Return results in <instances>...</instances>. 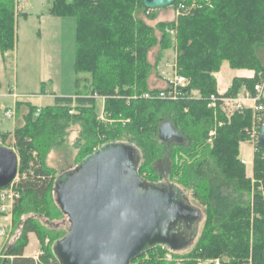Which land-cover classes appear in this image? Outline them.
Segmentation results:
<instances>
[{
	"label": "trees",
	"instance_id": "obj_1",
	"mask_svg": "<svg viewBox=\"0 0 264 264\" xmlns=\"http://www.w3.org/2000/svg\"><path fill=\"white\" fill-rule=\"evenodd\" d=\"M194 1L197 8L189 9L187 3L175 20L150 26L142 16L156 11L143 9L141 0H51L49 15L75 21L76 91L74 97L54 98L50 106L26 104L24 126L14 129L18 168L11 184L21 194L14 199V212L25 218L0 264H59L54 247L67 231L53 223L62 216L54 187L64 173L55 176L44 161L73 124L79 127V163L103 145L118 143L133 151L142 177V171L163 150H169L173 159L170 178L197 193L206 209L201 235L181 256L188 264H214L215 260L264 264V193L253 192L251 199L239 201L244 186L249 190L238 155L239 145L248 139L252 111L230 113L219 102L215 108L208 107L212 95L235 97L242 86L252 94L255 84L264 80V0H210V7ZM16 6L15 0H0L2 58L15 48ZM170 50L175 53V74L186 80L174 97L167 96L169 83L165 88L151 85ZM223 62L233 70L253 71L254 76L234 77L220 93L215 76ZM96 98L104 100V121L97 119ZM165 122L179 133L182 143L158 139V128ZM5 137L0 131V139ZM252 168L264 190V152L257 143ZM29 234L35 235L42 250L38 259L23 254ZM177 252L160 245L137 259L148 257L146 264H175ZM165 254L171 259L162 260Z\"/></svg>",
	"mask_w": 264,
	"mask_h": 264
},
{
	"label": "water",
	"instance_id": "obj_2",
	"mask_svg": "<svg viewBox=\"0 0 264 264\" xmlns=\"http://www.w3.org/2000/svg\"><path fill=\"white\" fill-rule=\"evenodd\" d=\"M175 1L141 0V4L145 10L159 11ZM158 139L166 144L183 142L168 122L159 126ZM257 145L264 152V115ZM17 168L16 154L0 146V188L12 183ZM54 193L69 225L54 247L59 264H131L160 245L180 249L176 226L189 217L177 198L181 192L174 199L164 188L148 183L136 170L134 153L127 146L103 145L61 175Z\"/></svg>",
	"mask_w": 264,
	"mask_h": 264
},
{
	"label": "rangeland",
	"instance_id": "obj_3",
	"mask_svg": "<svg viewBox=\"0 0 264 264\" xmlns=\"http://www.w3.org/2000/svg\"><path fill=\"white\" fill-rule=\"evenodd\" d=\"M50 7L51 0H25L20 3L19 13L15 19L14 51L9 53L5 58H2L0 54V127L3 130L1 132L6 133V137L3 140L0 139V146L12 150L17 158V148L15 147L13 138L14 129L24 126L25 116L29 108L21 104L18 105L15 111L13 95L18 96V98L21 97L18 101L30 103L36 107H45L54 103V97H71L76 91L74 86L75 21L73 18H61L62 22L52 27L50 18H48L51 16L49 15ZM176 8L177 4L175 7L156 11L150 17H148L150 15L148 14L142 16V18L150 26H155L160 21H173L176 19ZM47 18L48 20H46ZM166 55L168 59L167 63L170 65L172 59L171 51ZM151 61H153V58ZM162 72V66L159 64L156 74H162ZM236 76L239 78H252L254 72L249 70H233L229 68L226 62H223L219 72L215 76L218 91L224 93L230 86L231 80ZM80 77L84 78L85 76L81 75ZM153 83L157 88H165L167 85L165 80L155 76ZM87 84V82L82 83L80 90L85 89ZM243 93L251 94L250 91L242 86L238 95ZM249 104H252V102L248 103V106ZM103 106L104 100L96 98L95 110L97 113L103 109ZM6 111L12 113L15 111L16 113L13 116L15 117L16 126L12 132L9 130L12 128L14 122L13 117L6 118ZM250 111L252 110L250 109ZM230 113L227 114L228 117ZM253 121L254 115L252 113V123ZM78 131L79 127L77 124L71 125L66 130L62 141L59 144L56 143L58 145L52 146L48 151L44 162L46 166L55 170V176L72 171L80 162L82 154L79 152L80 140ZM254 145V141L249 136L248 139L239 145L238 159L245 168L247 178H249V190H246L247 185L244 186V193L239 198V201L242 203L247 199H251L253 192L264 193L262 185L253 177ZM23 154L26 155V152L24 151ZM169 154V150H163L162 154H159L153 160L151 167L142 171V177L149 182L160 181L163 184L179 186L190 204L201 211L202 220L198 226L197 233L193 237L192 245L185 251L179 252V254L177 252L180 256H177L174 261L175 264H188V259L181 258V256L186 255L193 248L201 235L206 220V209L196 197L197 193L194 195L192 191L185 189L177 183L174 178H170L173 159H171ZM166 176H168V179ZM16 194L17 197H21V194L18 192ZM14 203L15 201H13L9 214L0 215V228L7 232V237H0V259L3 257L4 249L8 245L13 244L21 230L18 224L25 218L17 217V214L14 212ZM53 223L58 224L60 230L63 232L68 230L69 225L64 215L54 219ZM251 236L252 231L250 230ZM23 254L26 257L37 259L42 254V250H40L34 234L28 235L27 245L24 248ZM160 257L158 258L160 259ZM162 260L170 259L163 256ZM146 263H148V257L137 259L132 264Z\"/></svg>",
	"mask_w": 264,
	"mask_h": 264
},
{
	"label": "built area",
	"instance_id": "obj_4",
	"mask_svg": "<svg viewBox=\"0 0 264 264\" xmlns=\"http://www.w3.org/2000/svg\"><path fill=\"white\" fill-rule=\"evenodd\" d=\"M24 1L25 0H16L17 4H20ZM200 1L204 3L205 6L208 7L211 6L210 0H200ZM187 3L189 5V9L197 8V4L195 3L194 0H179L176 8V18L184 13L185 8H187L185 4ZM168 83L170 89L168 90L167 96L174 97L177 95L178 89L185 86L186 80L184 77L174 74ZM263 91H264V80L258 83L257 85H255L254 92L250 95L248 93H243L235 97H216L212 95L209 97L208 107L215 108L216 104L219 102L224 106V108L227 111L230 110L235 112H242L245 109H251L254 115V121L252 123L251 128L247 131V135L250 137L251 140L254 141V143H257V136L264 115ZM159 96H164V94H161ZM144 97L147 98V95H144ZM13 98L17 99L18 97L16 95H13ZM251 102L252 104H249L248 106V103ZM71 113L72 111H69V114ZM5 116L7 118H11L14 116V113L6 111ZM97 119L100 121H104L103 109L97 113ZM213 134L214 133L212 132L210 136H212ZM16 198H17V194L14 191L12 184H10L7 188L2 189L0 191V215L9 214L13 206V201ZM5 236L7 237V232L4 229L0 228V237H5ZM165 257L171 259L170 254H165ZM213 263L219 264L218 260H215Z\"/></svg>",
	"mask_w": 264,
	"mask_h": 264
},
{
	"label": "flooded vegetation",
	"instance_id": "obj_5",
	"mask_svg": "<svg viewBox=\"0 0 264 264\" xmlns=\"http://www.w3.org/2000/svg\"><path fill=\"white\" fill-rule=\"evenodd\" d=\"M147 182L164 188L171 197L176 199L175 197H177L178 190L174 185L163 184L161 182ZM177 198L180 199L181 204L185 207L184 211H186L189 215V217H185V221L182 220L181 223H177L176 226V230L178 232V234L176 235L178 237L176 244L180 247V249H177V251L182 252L192 245L193 237L191 236V234L193 235V233H197L198 226L202 220V213L198 208L190 204L185 194L180 193V197ZM195 215L196 219L194 217ZM186 221H189V225L186 224Z\"/></svg>",
	"mask_w": 264,
	"mask_h": 264
},
{
	"label": "crops",
	"instance_id": "obj_6",
	"mask_svg": "<svg viewBox=\"0 0 264 264\" xmlns=\"http://www.w3.org/2000/svg\"><path fill=\"white\" fill-rule=\"evenodd\" d=\"M15 2H16V0H15ZM16 17H17V15H18V13H19V5L20 4H17V2H16ZM16 17H15V19H16ZM48 18H50V24L52 25V27L54 26V25H56L57 23L59 24L60 22H62L61 21V18H57V17H48ZM48 18L46 19V20H48ZM51 27V26H50ZM47 30H49L48 28H47ZM15 31H16V28H15ZM50 32H51V30H50ZM171 51V55H172V59H171V64L170 65H168V59L165 57V59H163L162 60V62L160 63L161 64V66H162V74H158V78H161V79H163V80H165L166 81V84H167V82L173 77V75L175 74V72H174V68H173V66H174V58H175V53H174V50H170ZM168 53V52H167ZM166 53V54H167ZM167 56V55H166ZM169 68V69H168ZM237 76H239V75H237ZM236 76V77H237ZM154 78V77H153ZM153 78L151 79V85H153L154 86V83H153ZM18 97V96H17ZM66 97H70V96H66ZM71 97H74V94L73 95H71ZM19 98H21V97H19ZM19 98H17V99H14V104H15V111H16V109H17V107H16V105L18 104V103H22V105H26V104H28V103H25V102H22V101H18V99ZM54 98H57V97H54ZM30 104V103H29ZM15 111H14V114H16L15 113ZM7 118V117H6ZM15 117H13V125H12V128L9 130V131H13V129L15 128V126H16V122H15V119H14ZM0 131H3L2 129H1V127H0ZM6 131H8V130H6Z\"/></svg>",
	"mask_w": 264,
	"mask_h": 264
}]
</instances>
